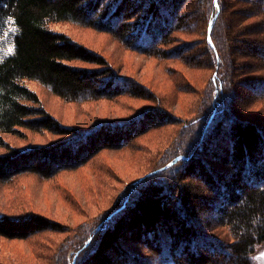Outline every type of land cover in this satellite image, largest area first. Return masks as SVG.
I'll list each match as a JSON object with an SVG mask.
<instances>
[{
    "label": "trees",
    "instance_id": "obj_1",
    "mask_svg": "<svg viewBox=\"0 0 264 264\" xmlns=\"http://www.w3.org/2000/svg\"><path fill=\"white\" fill-rule=\"evenodd\" d=\"M55 23L93 30L119 48L183 61L189 68L201 42L205 60L199 69H212L209 93L217 98L207 95L195 107L196 117L183 121L190 131L167 148L149 176L129 183L128 195L114 201L118 208L71 229L32 211L0 213V237L27 241L45 230L73 234L64 244L66 252L48 258L49 264H253L252 256L264 245V114L233 106L225 90L232 85L234 54L259 60L261 77L239 82L253 83L252 92L264 88V0H0V46L12 45L0 57V148L7 150L0 155V183L24 173L51 181L60 171L80 168L101 149L132 151V140L147 128L140 118L152 123L157 116L162 123H153L155 129L173 124L163 108L145 109L131 120H103L85 132L59 123L26 81L64 102L141 97L133 93L132 80L119 77L100 52L53 30ZM191 35L199 38L179 43ZM185 84V90L192 86ZM251 100L262 103L264 95ZM213 101L228 107L215 115ZM20 130L67 138L14 150L2 135L20 136ZM69 203L76 206L74 199ZM203 212L207 221L219 218L217 226L229 232V242L205 231L199 224Z\"/></svg>",
    "mask_w": 264,
    "mask_h": 264
},
{
    "label": "rangeland",
    "instance_id": "obj_2",
    "mask_svg": "<svg viewBox=\"0 0 264 264\" xmlns=\"http://www.w3.org/2000/svg\"><path fill=\"white\" fill-rule=\"evenodd\" d=\"M51 27L55 31L64 32L88 49L100 52L106 58L108 66L116 70L119 77L132 80L133 93L141 97L124 95L113 101L64 102L51 95L41 84L26 81V85L37 93L45 110L59 123L85 132L100 121L131 120L145 109L157 108H163L165 111L163 112L170 118L169 121H173V124H166L155 129L152 124L159 120L156 119L157 116L152 117V123L140 118L138 122H143V125L146 123L147 128L146 132L136 135L132 140L131 143L134 145L132 151L122 150L125 147L113 150L101 149L80 168L60 171L52 177L51 181H41L24 173L22 174L24 176L14 177L9 183H0V213L13 216L22 214L20 212L23 210L32 211L56 220L64 227L71 229L83 223L84 220L91 223L110 208L116 206L118 208L119 204L114 205V201L117 199V203H120L121 198L128 195L131 189L129 183L150 175V171L156 168L157 162L162 159L167 148L175 147L181 133L188 132L189 128H186L187 124L183 121L195 118L197 114L194 112L195 107L207 95H211L212 98L215 94L209 93L212 69L206 68L205 71L199 69L203 64L199 61L205 60L202 56L205 55V46L201 42L198 43V49L201 48L197 54L198 58L196 57L194 65L189 68L183 61L152 58L119 48L108 36L90 29L79 28L74 24L55 23L51 24ZM197 29H199L198 25L195 30ZM189 38L191 39L184 37L178 41L179 43L197 41L199 36L191 35ZM199 41H202V38ZM11 50L12 45H8L5 41V45L0 46V57L10 53ZM227 57L229 59V56ZM241 57L242 55L234 54L230 72L232 85L230 87L227 83L225 91L230 94L233 106L252 107L255 110L250 111L251 115H263L264 100L262 103L253 105L254 102L251 99H254L257 94L264 95V88L262 90L253 88L255 90L252 92L250 89L255 86L253 83L246 87L241 81L239 82V80L261 77V72L256 69L259 60L244 57L241 59ZM74 64L85 69L94 68L78 62ZM185 83L192 84L189 90H185L188 87ZM181 88L188 93H183ZM196 89H199L198 94L193 93ZM142 94L146 96H141ZM216 98L215 96L214 99ZM213 102V109L210 111H214L213 114L217 115L221 112L220 108L225 105L220 101ZM259 108H262L261 111L258 110ZM159 113L163 114L162 111H158ZM160 122L159 120L158 123ZM224 130L227 128L223 125ZM19 133L20 136L2 135L9 147L14 150L29 146H49L55 141L67 138L50 134L39 135L26 130H20ZM6 153V149L0 148V155ZM219 154L223 156L222 152ZM121 159H124V162ZM261 165L264 166L263 163ZM105 168L113 174L105 172ZM95 172L97 174H94ZM71 199H74L76 206L69 203ZM200 215L199 224L205 231H209L210 235L220 241L231 240L225 227L217 226L216 220L219 218L214 219L212 216L214 220L207 221L210 219L209 216L204 212ZM212 227H216L214 231L211 230ZM72 236L73 234L45 230L40 235L31 236V239L27 241L6 240L0 237V264H49L48 258L59 259L62 251L66 252L64 244H69V238ZM252 260L253 264H264V245L256 250Z\"/></svg>",
    "mask_w": 264,
    "mask_h": 264
}]
</instances>
